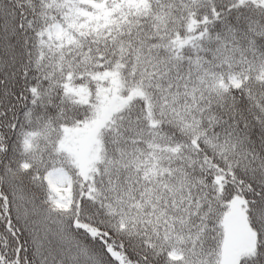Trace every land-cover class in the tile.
Wrapping results in <instances>:
<instances>
[{
    "label": "snow or ice",
    "instance_id": "6c2138e0",
    "mask_svg": "<svg viewBox=\"0 0 264 264\" xmlns=\"http://www.w3.org/2000/svg\"><path fill=\"white\" fill-rule=\"evenodd\" d=\"M0 264H264V0H0Z\"/></svg>",
    "mask_w": 264,
    "mask_h": 264
}]
</instances>
